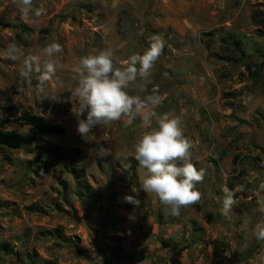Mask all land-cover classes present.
<instances>
[{"label": "rangeland", "instance_id": "374dc122", "mask_svg": "<svg viewBox=\"0 0 264 264\" xmlns=\"http://www.w3.org/2000/svg\"><path fill=\"white\" fill-rule=\"evenodd\" d=\"M34 6L42 15L26 21L12 0H0V120L19 134L28 128L12 121L23 112L61 126L64 135L41 143L80 151L88 188L69 162L40 172L32 162L38 144L0 148V264H251L264 254V242L252 235L264 219L257 203V194L264 196V69L258 68L264 28L251 21L264 0H34ZM153 35L163 37V54L151 83L131 94L155 90L164 97L159 114L185 110L192 163L206 170L196 186L202 200L178 216L141 189L147 172L134 159L140 118L130 127L98 125L83 138L68 91L81 57L110 47L123 60L142 53ZM53 40L63 48L57 75L64 87L47 83L39 93L37 74L22 79L20 65L3 52L15 42L26 55L38 54ZM52 94L60 102L46 97ZM101 147L110 154L98 156ZM238 185L244 191L224 217L222 189ZM125 195L136 196L139 207L125 203Z\"/></svg>", "mask_w": 264, "mask_h": 264}, {"label": "clouds", "instance_id": "9594fccd", "mask_svg": "<svg viewBox=\"0 0 264 264\" xmlns=\"http://www.w3.org/2000/svg\"><path fill=\"white\" fill-rule=\"evenodd\" d=\"M12 3L26 21L33 19L35 22L34 18H39L43 13L42 8L34 6V0H12ZM164 47L163 37L153 35L142 53L135 52L123 60H118L110 47L83 56L75 70L76 86L68 91L71 93L70 99L78 104L76 130L83 138L98 125L122 122L124 127H130L140 118L144 131L134 144V159L147 172L141 181V189L147 194L154 193L161 204L170 208L171 215L178 216L182 207L195 205L202 200L204 194L196 186L203 182L206 175V170L197 169L191 160L194 143L184 132L185 110L182 109L180 115L159 114L156 109L162 105L164 97L155 90L144 97L131 94L133 88H143L151 83L152 70L162 56ZM62 51V45L53 40L38 54L26 55L12 42L4 50L3 59L18 63L19 76L24 80H31L33 74H37L38 92L43 93L47 83L64 87L63 80L57 75L64 69L58 56ZM46 97L60 102L58 94ZM85 112L86 118L80 119ZM96 154L106 156L110 151L101 147ZM259 190L264 191V182L260 183ZM222 191L220 214L228 217L236 204V193L244 191V186L238 185L235 189L225 186ZM257 196L259 210L264 213V196L259 193ZM123 201L135 207L141 203L133 195H125ZM244 228L247 229V225ZM252 235L257 241L264 242V219L255 223ZM251 264H264V254Z\"/></svg>", "mask_w": 264, "mask_h": 264}, {"label": "trees", "instance_id": "16d2710c", "mask_svg": "<svg viewBox=\"0 0 264 264\" xmlns=\"http://www.w3.org/2000/svg\"><path fill=\"white\" fill-rule=\"evenodd\" d=\"M251 21L257 28H264V11H254L251 15ZM231 45L234 47L235 52H240L238 41H233ZM232 51V54L240 60V57ZM245 67L249 70V64ZM259 69H264V62H262ZM255 77L258 76L256 72ZM13 124L19 127L28 128L26 134H19L14 130H6L5 123L0 120V148L8 150H20L26 147L36 145V156L33 159V164H36L40 172H47L52 170L61 162H69L71 166V172L82 185L87 189V181L84 171L79 168V165L83 161V155L76 149H66L60 145L41 143L42 138L48 136H62L64 135V129L56 124L47 122L43 117L34 115L28 112H23L13 121ZM4 251H7V246L3 247Z\"/></svg>", "mask_w": 264, "mask_h": 264}]
</instances>
